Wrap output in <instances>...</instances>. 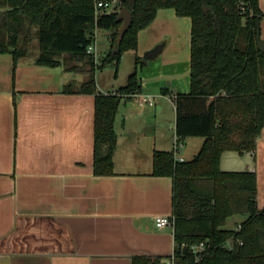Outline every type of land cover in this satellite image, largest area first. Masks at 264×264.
<instances>
[{
    "label": "crops",
    "instance_id": "obj_1",
    "mask_svg": "<svg viewBox=\"0 0 264 264\" xmlns=\"http://www.w3.org/2000/svg\"><path fill=\"white\" fill-rule=\"evenodd\" d=\"M258 1L264 39V0ZM2 20L0 13V27ZM191 25L190 16L162 7L139 31L133 51L142 60L140 88L122 99L116 114L113 174L93 171L95 98L118 88L103 89L96 79L94 93L64 90L90 70L71 69L66 60L77 62L69 53L59 65L37 63L39 51L30 54L39 50L36 26L20 35L18 46L28 53L16 66L11 52H0V264H132L134 255H173L174 226L155 224L156 215L173 212V178L152 174L153 157L179 138L174 97L190 91ZM160 43V52L170 55L148 58L145 52ZM203 140L182 138L191 158ZM220 165L254 171L257 204L264 206V126L255 149L226 150ZM247 215L229 217L226 227L236 229Z\"/></svg>",
    "mask_w": 264,
    "mask_h": 264
},
{
    "label": "trees",
    "instance_id": "obj_2",
    "mask_svg": "<svg viewBox=\"0 0 264 264\" xmlns=\"http://www.w3.org/2000/svg\"><path fill=\"white\" fill-rule=\"evenodd\" d=\"M117 6L96 19L95 0H0V7L6 8L0 11V33L8 34L7 41L0 40V52H11L16 66L28 53L27 46H18L20 35L36 26V62L59 65L63 53H69L82 62L70 68H88L90 77L78 88L69 82L64 90L94 93L97 64L87 46L96 27L111 30V48L100 66L118 65L126 50L138 47L139 31L153 21L159 8L174 7L178 15L190 16L191 86L174 97L176 133L180 139L204 140L198 153L183 161L175 159L173 150L154 152L152 174L173 178L174 252L170 263L161 256L134 255L132 264H264V206L259 208L256 200V173L224 170L220 165L226 150L242 154L255 149L264 126L259 1L120 0ZM123 6L131 9L133 18L119 42ZM139 58L125 85L96 94L95 174L115 172L116 114L122 99L140 88ZM243 212L248 215L236 229L226 227L229 217ZM202 240L209 253L196 261L190 247Z\"/></svg>",
    "mask_w": 264,
    "mask_h": 264
},
{
    "label": "rangeland",
    "instance_id": "obj_3",
    "mask_svg": "<svg viewBox=\"0 0 264 264\" xmlns=\"http://www.w3.org/2000/svg\"><path fill=\"white\" fill-rule=\"evenodd\" d=\"M118 6L116 5L114 7L117 8ZM96 30H97V32H96ZM94 32H96V49H95L96 50V56L95 55L94 56H95V61L97 64L94 73H95V76H96L98 83L100 84V87L104 89L106 86V89H107L108 88L107 85L109 84L110 89H112L113 86H115V88H119L120 85H125L127 83L128 75L136 68L135 52L133 51V49L126 50L123 53L118 65L115 62H109V63H106L104 66H100L104 61V57L107 55L109 49L111 48V39L109 38L110 30L105 29V28H97L96 27L94 29L93 33ZM38 51H39L38 49L32 48L30 54L31 55L35 54ZM147 52L148 51H146L145 53L147 54ZM168 53L169 52L163 53V51H162V52H160L159 55H161V57H163V58H166V57H168V55H170ZM67 57L68 56H66L65 59H67ZM70 57L72 58V56H70ZM75 62H77V61L75 60ZM66 64L67 65L72 64V67L77 65L74 68H77V67H79V65H82L79 62L74 63V61L69 62L67 60H66ZM139 66H140V63L138 65V67ZM73 70L79 71V70H75V69H73ZM80 70H85V69H80ZM89 77H90V73H89L87 79ZM262 77L264 78V72L263 71H262ZM86 80H84V81H86ZM83 82H81L80 84H75V82H72V83L74 84V87L78 88ZM167 100L168 101H167L166 108H170L172 111L173 104H172L170 99H167ZM168 117H169V115H168ZM181 141H182V139H181ZM183 143H184V148H182V151H180V150L175 151L173 147L171 150H174L175 154H177V155L181 153V154H184L187 159H191V157H190L191 155H189L190 154L189 152H191L190 151L191 148L189 146H187L186 141ZM183 150H184V153H183ZM192 158H193V156H192Z\"/></svg>",
    "mask_w": 264,
    "mask_h": 264
},
{
    "label": "built area",
    "instance_id": "obj_4",
    "mask_svg": "<svg viewBox=\"0 0 264 264\" xmlns=\"http://www.w3.org/2000/svg\"><path fill=\"white\" fill-rule=\"evenodd\" d=\"M120 0H95V15H96V19L99 17V15L101 13H104L106 11H111L113 8H115L114 6L117 5V3ZM97 32V30H96ZM96 32H94L91 36L92 41L91 43L87 46V52L89 53H93L96 56ZM145 100L149 101L150 103H154L153 101V97L149 96V97H144ZM184 147V143L183 141H181V139L177 138L174 142V150H180L182 151V148ZM174 152V156L176 160L179 161H183L184 157L181 154H175ZM155 224L158 228H165L166 226L172 225L174 226V215L173 213L171 214H158L155 216ZM191 249V253L193 254V256L195 257L196 261H199L203 256L207 255L209 252L207 250V245L205 243L204 240L199 241L198 243H194L191 245L190 247ZM173 256V255H172ZM172 260L171 259H167V262L170 263Z\"/></svg>",
    "mask_w": 264,
    "mask_h": 264
},
{
    "label": "water",
    "instance_id": "obj_5",
    "mask_svg": "<svg viewBox=\"0 0 264 264\" xmlns=\"http://www.w3.org/2000/svg\"><path fill=\"white\" fill-rule=\"evenodd\" d=\"M119 18L123 20L119 28V42H120L123 37V34L131 24L133 18L131 9L128 6H123L119 11ZM162 46L163 45L161 43L157 44L153 49L147 52V57L148 58L155 57L160 52V50H162ZM258 46L261 50L264 51V39L261 38L258 39Z\"/></svg>",
    "mask_w": 264,
    "mask_h": 264
}]
</instances>
